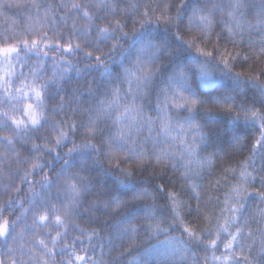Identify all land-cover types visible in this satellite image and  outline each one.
I'll list each match as a JSON object with an SVG mask.
<instances>
[{
    "label": "snow or ice",
    "instance_id": "6c2138e0",
    "mask_svg": "<svg viewBox=\"0 0 264 264\" xmlns=\"http://www.w3.org/2000/svg\"><path fill=\"white\" fill-rule=\"evenodd\" d=\"M13 8L0 264H264V0Z\"/></svg>",
    "mask_w": 264,
    "mask_h": 264
},
{
    "label": "trees",
    "instance_id": "16d2710c",
    "mask_svg": "<svg viewBox=\"0 0 264 264\" xmlns=\"http://www.w3.org/2000/svg\"><path fill=\"white\" fill-rule=\"evenodd\" d=\"M25 10H18V9H8L5 13V17H7V19H5L4 17H0V27H3L5 26L6 24H10L11 23V20L13 19H16V20H20L23 18V12ZM19 13V15L17 14ZM239 70V69H237ZM73 75V79L72 81L69 82L68 85H66V87L68 88V90L70 91L71 90V87H76L77 86V83H76V76H75V73L72 74ZM94 75H98V74H94ZM91 77H89L90 79ZM246 154V153H245ZM25 187H27V185H25ZM161 239H163V237H160ZM151 243H156L155 240H152Z\"/></svg>",
    "mask_w": 264,
    "mask_h": 264
}]
</instances>
